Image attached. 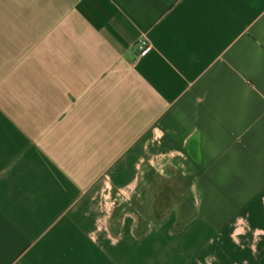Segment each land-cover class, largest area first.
<instances>
[{
    "label": "crops",
    "instance_id": "crops-1",
    "mask_svg": "<svg viewBox=\"0 0 264 264\" xmlns=\"http://www.w3.org/2000/svg\"><path fill=\"white\" fill-rule=\"evenodd\" d=\"M0 264H264V0H0Z\"/></svg>",
    "mask_w": 264,
    "mask_h": 264
},
{
    "label": "built area",
    "instance_id": "built-area-1",
    "mask_svg": "<svg viewBox=\"0 0 264 264\" xmlns=\"http://www.w3.org/2000/svg\"><path fill=\"white\" fill-rule=\"evenodd\" d=\"M142 43H143V45L145 46V47H148L150 44L147 42V41H142Z\"/></svg>",
    "mask_w": 264,
    "mask_h": 264
},
{
    "label": "rangeland",
    "instance_id": "rangeland-1",
    "mask_svg": "<svg viewBox=\"0 0 264 264\" xmlns=\"http://www.w3.org/2000/svg\"><path fill=\"white\" fill-rule=\"evenodd\" d=\"M144 210V209H143Z\"/></svg>",
    "mask_w": 264,
    "mask_h": 264
}]
</instances>
